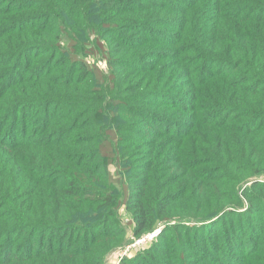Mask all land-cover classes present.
<instances>
[{
	"label": "trees",
	"instance_id": "trees-1",
	"mask_svg": "<svg viewBox=\"0 0 264 264\" xmlns=\"http://www.w3.org/2000/svg\"><path fill=\"white\" fill-rule=\"evenodd\" d=\"M263 179L264 0H0V264H264Z\"/></svg>",
	"mask_w": 264,
	"mask_h": 264
},
{
	"label": "rangeland",
	"instance_id": "rangeland-1",
	"mask_svg": "<svg viewBox=\"0 0 264 264\" xmlns=\"http://www.w3.org/2000/svg\"><path fill=\"white\" fill-rule=\"evenodd\" d=\"M92 57H95V58H92ZM89 59V62L90 63H95L97 65V67L100 68V70L104 69L105 67V64H104V61L101 59V56H88L87 57ZM108 171H110L111 173L114 172V169L112 166L109 165L108 167ZM264 180V179H263ZM120 217H121V220L122 222H124V225L127 223V220H129L128 218V215L126 214V212L124 211H121L120 212ZM141 237V236H140ZM140 237H131L130 235H128V239L131 240V243L133 244L134 242H136V240ZM131 244V245H132ZM134 247L130 246L129 248L126 247V245H124L122 248L120 247L119 250L116 249V252H114L110 258H109V261H108V264H115V261L118 260V258L122 255L123 257L125 256H130L131 253H134L135 251H137L139 248V246L137 244H133ZM143 247H146V245H144ZM141 247V248H143ZM129 249V250H128ZM117 264H120L117 263Z\"/></svg>",
	"mask_w": 264,
	"mask_h": 264
},
{
	"label": "built area",
	"instance_id": "built-area-1",
	"mask_svg": "<svg viewBox=\"0 0 264 264\" xmlns=\"http://www.w3.org/2000/svg\"><path fill=\"white\" fill-rule=\"evenodd\" d=\"M160 228H156L155 230H153L152 232L146 233L144 235H142L140 238H138L136 240V242H134L133 244H137L139 246V248L143 247L144 245H148L153 239H155V237L158 235ZM132 243H129L126 245L127 248H129L130 246L134 247ZM129 250V249H128ZM123 256L121 255L117 261H115V264L120 262V259Z\"/></svg>",
	"mask_w": 264,
	"mask_h": 264
}]
</instances>
